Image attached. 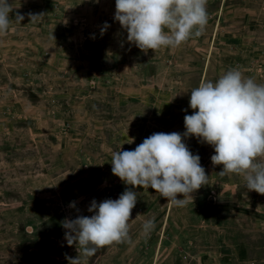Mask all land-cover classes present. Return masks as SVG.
I'll return each instance as SVG.
<instances>
[{"label":"rangeland","instance_id":"obj_1","mask_svg":"<svg viewBox=\"0 0 264 264\" xmlns=\"http://www.w3.org/2000/svg\"><path fill=\"white\" fill-rule=\"evenodd\" d=\"M9 3L11 28L0 36V264H69L66 255L79 254L61 222L90 217L94 199L129 188L138 193L132 243L99 249L86 264L264 263V195L243 176L220 175L211 145L184 140L209 176L185 207L126 185L111 163L154 133L183 134L201 82L236 68L264 84V0H208L202 36L147 53L115 21L116 0ZM29 13L43 15L31 22ZM148 220L155 227L145 235Z\"/></svg>","mask_w":264,"mask_h":264},{"label":"clouds","instance_id":"obj_2","mask_svg":"<svg viewBox=\"0 0 264 264\" xmlns=\"http://www.w3.org/2000/svg\"><path fill=\"white\" fill-rule=\"evenodd\" d=\"M207 4L208 0H116L114 19L126 30L127 41L145 53L176 49L204 34ZM13 11L9 0H0V36L10 31ZM42 15L29 13L30 21ZM23 20L16 13V23ZM108 27L105 22L101 35ZM190 93L193 114L184 117L186 131L154 133L134 150L114 152L113 174L126 185L154 189L169 204L185 207L209 180L201 157L184 142L195 136L214 148L211 161L223 166L220 175L243 176L249 191L264 195V84L233 68L216 82H201ZM137 200L138 193L129 188L115 200L97 203L94 199L88 208L93 213L90 217L65 218L61 222L65 240L68 246L75 244L79 254L76 258L66 255L69 264H86L99 249L132 243L130 221ZM70 207L76 208L75 202ZM154 227V221H146L143 233L149 234Z\"/></svg>","mask_w":264,"mask_h":264},{"label":"crops","instance_id":"obj_3","mask_svg":"<svg viewBox=\"0 0 264 264\" xmlns=\"http://www.w3.org/2000/svg\"><path fill=\"white\" fill-rule=\"evenodd\" d=\"M260 264H264V263H260Z\"/></svg>","mask_w":264,"mask_h":264}]
</instances>
